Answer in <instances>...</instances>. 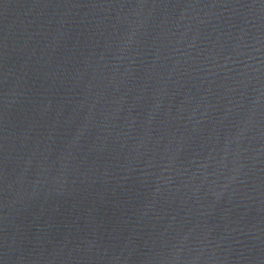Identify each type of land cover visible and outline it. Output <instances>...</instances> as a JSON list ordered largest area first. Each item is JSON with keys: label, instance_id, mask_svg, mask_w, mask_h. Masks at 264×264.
Segmentation results:
<instances>
[{"label": "water", "instance_id": "water-1", "mask_svg": "<svg viewBox=\"0 0 264 264\" xmlns=\"http://www.w3.org/2000/svg\"><path fill=\"white\" fill-rule=\"evenodd\" d=\"M0 264H264V0H0Z\"/></svg>", "mask_w": 264, "mask_h": 264}]
</instances>
